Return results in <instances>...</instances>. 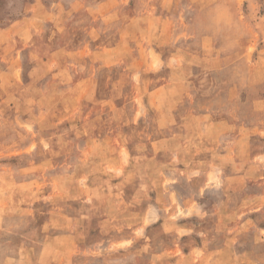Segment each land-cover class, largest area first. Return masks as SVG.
Masks as SVG:
<instances>
[{
	"label": "rangeland",
	"instance_id": "1",
	"mask_svg": "<svg viewBox=\"0 0 264 264\" xmlns=\"http://www.w3.org/2000/svg\"><path fill=\"white\" fill-rule=\"evenodd\" d=\"M0 264H264V0H0Z\"/></svg>",
	"mask_w": 264,
	"mask_h": 264
}]
</instances>
